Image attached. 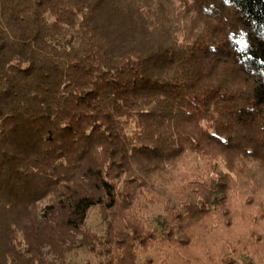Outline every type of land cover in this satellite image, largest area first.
<instances>
[{"label":"trees","instance_id":"obj_1","mask_svg":"<svg viewBox=\"0 0 264 264\" xmlns=\"http://www.w3.org/2000/svg\"><path fill=\"white\" fill-rule=\"evenodd\" d=\"M240 180L264 189V0H0V264H155L156 241L172 264L264 256ZM172 181L155 229L136 213ZM237 214L246 242L211 230Z\"/></svg>","mask_w":264,"mask_h":264},{"label":"rangeland","instance_id":"obj_2","mask_svg":"<svg viewBox=\"0 0 264 264\" xmlns=\"http://www.w3.org/2000/svg\"><path fill=\"white\" fill-rule=\"evenodd\" d=\"M184 167H187V165H183L180 164ZM197 168V167H196ZM186 181L189 182H194V184L192 185L194 188H190L192 190L195 189H201L198 186L202 183L203 185L206 184L208 176H209V171H208V165H207V170L205 169V165L204 163H201L198 165L197 169H189V167L186 168ZM199 175L201 176L200 180H199ZM207 176V178H205ZM242 177H246V175H243ZM184 183H178L177 181H172V183H169L166 186H153V188L155 189H165L168 193L165 197H160L159 201H161V204L157 206V208H149L147 211H141L140 213H136L137 215H140L143 218V221H145V223L151 222L152 225L154 226L155 229L160 228L159 226L157 227L155 224V220L157 219V217L159 215L162 216H166L167 212L171 211V207H174L175 205H177L175 202H172V200H174L173 198L176 196L177 193H175L174 191H170L169 187L171 186H179V185H183ZM190 186V183H189ZM191 187V186H190ZM245 188L247 189V191H244L243 194H245L244 198H248V194L250 192H254L258 191L259 194H254L252 193L249 194L250 195V199L254 200L253 202V210H259L261 211L259 216L262 218L261 221L257 222V226L258 228L256 230H258V232L260 233L261 231H264V189L258 187L256 185V182H249V183H245L244 180H240V182L237 183V185H233L232 184V188ZM234 194L238 193V192H233ZM171 195V196H170ZM150 198V197H149ZM231 199V198H230ZM163 208H166L165 211H163ZM241 214H237L234 216L233 218V225H231L230 227H228L227 229H223V225L222 224H217V218L216 217H212L213 222H212V227L211 230H214L213 232H216L217 234H222L224 233L226 230L227 232H229L232 236V238H237L240 240V236L243 240H245L246 242V238L248 237V227L245 225L244 226V216H240ZM253 217L256 216V218L258 217V215L253 213ZM252 217V218H253ZM217 224V226H216ZM87 226L88 228H90L97 236H102L103 232H104V225L103 223L100 221L99 219V215L98 212L96 210H93L87 219ZM255 230V231H256ZM195 231H198L197 229H194L193 227L188 228V234L191 235L193 237V234ZM216 242L219 243L222 241V236L220 235H216ZM195 237L198 239V235H195ZM195 239V238H194ZM239 243H241V240L239 241ZM234 243H230L229 245H233ZM200 245L205 246V243H200ZM168 243H160L158 241L154 242L153 245L149 248L151 249L149 254L153 257L155 264H161V262L165 259V260H169V251H168ZM208 247L210 246L209 241L207 240V247L205 248H200V249H204L201 251L205 252V257H208L212 250L215 249V251H217V248H212V249H208ZM262 248V245H261ZM232 251H234L235 254L231 253L230 250L226 251V253L228 255L231 254V257L234 256L235 260H236V264H261L263 262V253L260 250V245L256 244L255 246L251 245V247H247V249L243 248L240 244L235 245L232 249ZM93 257H91V259L88 261L87 260V256H84L83 253L78 252V253H72L71 255H69L68 260L72 263V264H98V261L96 258L92 259ZM144 260V255L142 253L139 254L138 257V262L140 263L141 261ZM213 261V260H212ZM215 261V260H214ZM216 262V261H215ZM162 264H172L170 261L168 262H164ZM220 264V263H219Z\"/></svg>","mask_w":264,"mask_h":264}]
</instances>
